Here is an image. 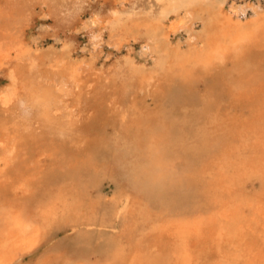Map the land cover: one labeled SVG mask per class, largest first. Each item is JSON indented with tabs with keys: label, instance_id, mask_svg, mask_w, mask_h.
<instances>
[{
	"label": "bare ground",
	"instance_id": "6f19581e",
	"mask_svg": "<svg viewBox=\"0 0 264 264\" xmlns=\"http://www.w3.org/2000/svg\"><path fill=\"white\" fill-rule=\"evenodd\" d=\"M157 1L161 5L157 21L167 20L170 11L180 7L188 9V16L193 5L205 4L203 0ZM262 3H231L227 10H203L199 6L203 11H191L198 15L189 18L200 21L201 32L189 26L183 28L188 49L174 48L172 53L167 52L168 58H163L164 49L150 47L159 56L147 73L139 68L143 65H128V72L137 74L135 83L143 85L140 92H146L141 98L161 95L166 82L176 79L181 87H190L201 78L209 84V90L224 88L230 97L227 104L218 103L213 92H206L198 107L184 112L181 124L163 107L156 111L148 104L122 106L116 98L118 88L113 75L80 70L83 65L78 67L76 63L70 70L53 66L49 71L47 66L46 71L39 72L36 65L30 70L24 65L13 68L12 84L20 85L24 93L21 98L29 103L20 112L22 106L14 103V96L0 92V264H10L14 257L43 243L44 256L39 264H264ZM247 12L251 16L245 19L251 28H244L240 19ZM133 19L132 25L139 24L137 17ZM147 22V26L156 27V23ZM114 24L118 27L120 22ZM178 24L172 26L173 32H179L177 28L182 25ZM166 29L162 30L165 40L169 37ZM222 36H228L229 42ZM21 52L24 54V50H16L15 57L20 58ZM9 54L8 49L0 50V62ZM224 76L233 82H226ZM69 78L78 85L70 86L67 92ZM133 79H121L124 94ZM70 93L73 99L68 98ZM91 102L97 103L108 122L123 126L124 136H131V141L125 140L121 146L122 153L129 157L128 188L115 182L109 197L98 182L94 186L92 179L91 165L94 158L100 159L99 144L82 139L80 134ZM187 122L191 123L189 129ZM55 154L68 164L58 176L49 174ZM43 156L50 161L42 164ZM71 168L80 176L84 174L86 181L75 179ZM39 180L55 182L48 194L36 195ZM32 193L35 196L28 199ZM202 198L205 209L197 208ZM155 202L161 204L160 210L152 205ZM179 205L188 207L180 213L164 211ZM103 206L120 226L105 224L110 231L105 245L95 252V261L73 260L67 248L76 241L88 247L91 240L103 235L96 230L92 236L90 230L102 225L97 218H103ZM116 229L120 235L113 238ZM56 231L63 237L59 251L54 252L45 242H53Z\"/></svg>",
	"mask_w": 264,
	"mask_h": 264
},
{
	"label": "rangeland",
	"instance_id": "374dc122",
	"mask_svg": "<svg viewBox=\"0 0 264 264\" xmlns=\"http://www.w3.org/2000/svg\"><path fill=\"white\" fill-rule=\"evenodd\" d=\"M69 1L0 0V40H2L0 41V50L7 51L8 49L10 52L9 56L7 58H4V60L0 62V92H8L10 95L14 96V103L16 105L20 104L22 106L20 112H24V109L28 108L29 101H26V103L25 100L21 98V96L24 97V93L21 91L20 85L17 86L15 82H13L12 84L10 73L13 68H17L16 66H20V69L22 65H24V68H28V70H30V66L36 65L34 68H37L36 70H38L39 72L46 71L45 69H47V66H50L48 69L50 71L53 70L50 69L53 66L56 69H58L57 67L63 68L62 66H64L66 70H70L71 68L73 69L72 65H77L78 67L79 65H83L80 70L86 69L87 71H100V73H104V75H113L115 76V81L118 88V94L116 95V98L122 106L134 104L136 106H141L148 104L156 111L159 108L163 107L164 112L167 115H174L179 118V124L183 123V119L181 118H183L184 112L186 110L194 109L195 106L198 107L200 97L206 92H213V97L216 98L218 103L227 104V102L229 101L230 97H228V94L224 92V88L221 89L217 86L216 88H213V90H209V84L205 82V80L200 81L201 78L190 87H181V83L177 79L172 82H166V87L164 85V89L161 95H158L156 97L146 95L145 97L142 96L141 98V95L145 94L146 92L144 90L142 91V93L140 92L143 88V85L135 83L137 74H131L130 72H128V65H143L139 68L147 73L153 66V60L159 56V52H156L154 50L151 51L150 47L156 50L157 47L155 46L157 45L158 51L164 49L165 51L161 52L163 58H168L166 57V54L170 52L172 53L174 48H176L177 50V48L179 47L178 50L181 49V51H185V49H188V43L185 39L186 31H184L183 28H187V26H189L193 29L194 32H201L200 30L202 24L200 23V21L198 19L196 20V18H189V16L195 17V15H198L192 13L191 11L195 10L194 12L198 13L199 9L201 8L199 6H202L203 10L205 7H211L214 10L222 8H224V10H227L231 3V5L235 6L239 3L248 4L255 0H203L205 4L200 3L201 5H193L192 7L190 6L191 11H189L190 13H188V16H186V10L188 9L180 7V9H177V11H170V13L167 15V20L165 21H157V19H159L158 16L161 9L160 2H158L157 0H77L79 2H77L76 0ZM260 1H262V5H264V0ZM203 10L200 9L201 12ZM247 14L243 16L241 15L242 17L240 16L244 28L247 27L246 25H248V20L251 16L250 12H247ZM129 17H137L139 19L137 20L139 24L132 25L134 24L131 23L133 18L131 19ZM245 18H247L248 20ZM179 19H181L182 21L180 20L181 22L178 24L177 20ZM117 20L120 22L118 27L114 24ZM146 21H148L147 23L150 24L153 22L156 23V27L147 26L148 24L144 23ZM189 23L190 25L192 24V26H190ZM177 24L179 26L182 25V29L177 28L179 32H173L171 30L173 28L172 26L175 27L177 26ZM128 26H131L132 28H129ZM250 26L251 23L248 25V27ZM151 28L153 30L152 34ZM162 28H167L166 31L169 32V37L166 40L162 36ZM115 36H118V38H116ZM227 37L228 36H222V39H226ZM226 40L227 42H229V39ZM94 42L95 47H92V43ZM227 42L225 41V44ZM20 49L24 50V54L21 52V54H19L20 58H16V50ZM39 57H41L42 59H40ZM51 59L53 60V63ZM36 62H40L41 65ZM74 63H76V65ZM41 75L44 74L41 73ZM67 76H69V73ZM126 76H130L134 79L132 81L130 80V85L127 86L125 90L126 94H124L122 91L121 79H124V77ZM224 77V79H226V82H233L229 79V77ZM67 84L69 88L67 89V92H70V86H72L73 88L78 85L77 82L70 80V78ZM226 85L228 87L230 86L228 84ZM233 93L235 94L234 91ZM68 98L73 99L74 96L70 93ZM91 99H89V101H91ZM21 100H24V102ZM94 102L97 101L94 100ZM227 107L228 106L225 105L224 108ZM87 111L89 114V116L87 115L88 118H92H87L81 123V138L94 140L99 144L97 147V153L100 155V159L95 160L94 158V165H91V171L94 175V177L92 176V179L94 182V186L96 182H98L100 189L104 193H106V197H109V195L111 194V189L114 186L115 182L120 183L124 188H128L127 166L129 157L125 156L122 153L121 146L123 142H126L125 140L131 141V136L130 134L126 136V133L124 136V133H121V129H123V126L119 125V123L112 124V122H108L107 118H105V116L101 114L97 103H94L92 105L91 102ZM188 123L189 122H187V124ZM190 127L191 123H189L186 129H189ZM100 135L103 138H101ZM106 145L108 146L107 148L104 147ZM118 148H120V150ZM44 157L45 156L41 157L40 160L42 164L48 163V161H50L48 160V157ZM53 158L54 159L51 160L52 164L50 163L51 173L49 174L54 175L55 173V175L58 176L67 168L66 165L68 164L67 162L62 160L59 154H55ZM57 161H60L62 164ZM31 163H34L33 159ZM57 164L58 166H56ZM69 170L74 174L75 179L81 178L86 181L85 178L87 179V177L84 174L80 176V174L77 173V170H74V168H71ZM101 172H104V177L100 176L102 174ZM82 176L84 177L82 178ZM57 180L56 181L58 182V184H61L62 180L59 178ZM53 183L55 182H44L42 180L41 186H38L37 183V194L32 193V195H30V197L28 196L29 198H27H33L35 194L38 195L40 193L48 194L50 191L49 189L54 187ZM106 197H103V199H108ZM2 198L3 197L0 194V201L2 200ZM205 202L206 201L202 198L197 202L198 204L196 203L198 206L197 208L202 207L203 209H205ZM157 204L159 203H152L154 207L156 206V208L158 207L160 210L161 204ZM31 206L32 205H29L28 207H30L33 212V206ZM184 207L187 208L188 206H174L168 208L167 211H164L167 213L169 210H174V212L176 211L177 213H180V211L185 209ZM0 208L1 210L3 209L2 203H0ZM162 208L165 209L163 206ZM107 213L108 211L106 210V206H103L100 209V215H103V218H97L98 220L102 221V225L94 226V230L90 229L92 230V236H94L96 230L102 231L103 235L91 240L88 243V247H85V244L83 242L76 241V244H72L69 248L66 249L69 254H72L73 260H88L91 262L96 260L95 252L97 253V250L99 248H102L107 241L106 234L110 231V228H108L107 225L115 224L117 226H120V223L118 222L119 220H115L116 222H114L113 218H110ZM113 231L114 232H112V237H119L120 230L118 231L116 229ZM53 237V242L45 243H48V248H51L52 251L57 252L60 249V244L58 243H60V239L63 237V234L56 231L54 232ZM43 244L40 246H36L29 252H23L21 255L22 257L19 256L20 259L17 258L18 256L14 257L13 261L10 264L41 263V260L44 256V252L42 251ZM98 245H100L101 247H97Z\"/></svg>",
	"mask_w": 264,
	"mask_h": 264
}]
</instances>
